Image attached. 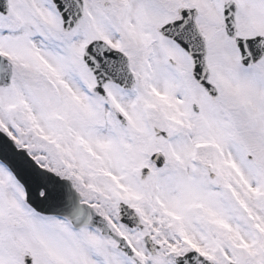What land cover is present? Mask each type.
<instances>
[{
	"label": "snow or ice",
	"instance_id": "1",
	"mask_svg": "<svg viewBox=\"0 0 264 264\" xmlns=\"http://www.w3.org/2000/svg\"><path fill=\"white\" fill-rule=\"evenodd\" d=\"M0 264H264V0H0Z\"/></svg>",
	"mask_w": 264,
	"mask_h": 264
}]
</instances>
